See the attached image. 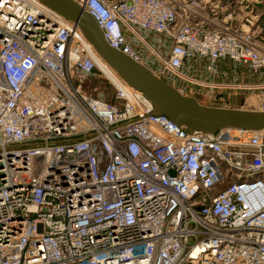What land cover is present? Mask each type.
<instances>
[{"label": "built area", "instance_id": "2783aa9c", "mask_svg": "<svg viewBox=\"0 0 264 264\" xmlns=\"http://www.w3.org/2000/svg\"><path fill=\"white\" fill-rule=\"evenodd\" d=\"M72 1L180 93L264 111L259 0ZM97 57L38 0H0V264H264V128L189 129L126 83L107 101L84 88Z\"/></svg>", "mask_w": 264, "mask_h": 264}, {"label": "water", "instance_id": "95a60500", "mask_svg": "<svg viewBox=\"0 0 264 264\" xmlns=\"http://www.w3.org/2000/svg\"><path fill=\"white\" fill-rule=\"evenodd\" d=\"M64 20L80 29L95 52L130 87L144 94L157 112L175 124L203 132L222 129L256 130L264 128V111L233 109L200 104L195 98L180 94L154 76L146 67L111 47L93 17L72 0H38Z\"/></svg>", "mask_w": 264, "mask_h": 264}, {"label": "rangeland", "instance_id": "374dc122", "mask_svg": "<svg viewBox=\"0 0 264 264\" xmlns=\"http://www.w3.org/2000/svg\"><path fill=\"white\" fill-rule=\"evenodd\" d=\"M188 1H191V0H188ZM228 1L229 0H220V2H221L220 6H223V4L227 3ZM246 1L247 0H245V2ZM244 3H243L241 8H242L243 13H247L249 11L250 7L245 8ZM227 6L230 7L231 10L235 9V11L238 12V8H239L238 6L239 5H237V6L227 5ZM191 9L197 11L200 15H203V16H205L206 12H207L206 5H204V3L200 2L199 0H196V4L191 5ZM256 11L259 13H263V18H264V0H259V3L256 5ZM263 18H262V21L260 22V27L261 28L263 27V29H264V19ZM229 23L237 24L238 22L232 21ZM96 66H97L98 70H96L94 72V74L90 77V79L84 83V88L87 92H90L91 89H95L96 92H102L105 100L113 102L115 91L111 85L116 86V84H114V83L110 82L108 79L104 78L102 76V74L100 73V70H99L101 68V66L100 65H96ZM240 78H242V77L240 76L239 79ZM240 80L243 81L244 79L242 78ZM224 97H226V96L224 95ZM213 106L219 107V105H217V104L213 105Z\"/></svg>", "mask_w": 264, "mask_h": 264}, {"label": "bare ground", "instance_id": "6f19581e", "mask_svg": "<svg viewBox=\"0 0 264 264\" xmlns=\"http://www.w3.org/2000/svg\"><path fill=\"white\" fill-rule=\"evenodd\" d=\"M78 27V26H77ZM79 29V28H78ZM80 30V29H79ZM84 36V35H83ZM97 61H96V65H100L101 68L100 73L102 74V76L106 79H108L110 82L116 84V86L125 83L119 76L118 74L111 68L109 67V65L97 54ZM158 78V77H157ZM160 79V78H159ZM163 81V80H162ZM167 84V83H166ZM130 87V86H129ZM175 89V88H174ZM176 90V89H175ZM179 92V91H178ZM180 93V92H179ZM182 94V93H180ZM184 95V94H182ZM187 96V95H184ZM191 97V96H189ZM243 110H255V111H261L258 110V108L256 107V105L253 106V108H249V109H243ZM262 129V128H261Z\"/></svg>", "mask_w": 264, "mask_h": 264}, {"label": "crops", "instance_id": "0c3cea01", "mask_svg": "<svg viewBox=\"0 0 264 264\" xmlns=\"http://www.w3.org/2000/svg\"><path fill=\"white\" fill-rule=\"evenodd\" d=\"M264 19V18H263Z\"/></svg>", "mask_w": 264, "mask_h": 264}]
</instances>
